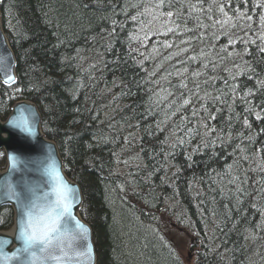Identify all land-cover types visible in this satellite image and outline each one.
Returning <instances> with one entry per match:
<instances>
[{
  "label": "trees",
  "instance_id": "16d2710c",
  "mask_svg": "<svg viewBox=\"0 0 264 264\" xmlns=\"http://www.w3.org/2000/svg\"><path fill=\"white\" fill-rule=\"evenodd\" d=\"M140 1L2 0L1 12L9 11L12 20L11 30L3 28L17 75L5 92L10 101L37 106L43 132L81 189L80 215L91 228L97 264H183L168 241L171 227L199 238L196 264H264V40L256 42L253 56L240 40L243 31L264 28V0H200L206 13L222 17L218 37L227 38L212 37L206 54L223 57L228 33L234 35L242 83L199 67L183 75L157 64L143 67L118 46H100L104 63L83 56L88 36L116 37L119 19H135L130 12ZM164 1L174 8L166 20L159 17L162 24L202 32L207 21L200 14L196 23L195 10L187 16L172 0ZM141 22L137 16V28L148 30ZM143 76L164 79L165 87L153 90ZM168 89L179 97V107L166 102ZM213 98L215 109L206 103ZM183 119L191 126L174 127ZM133 170L149 177H130ZM159 180L176 196L165 200ZM138 188L148 191L134 193ZM161 204L168 206L166 215L156 212ZM10 223L6 215L0 229Z\"/></svg>",
  "mask_w": 264,
  "mask_h": 264
},
{
  "label": "bare ground",
  "instance_id": "6f19581e",
  "mask_svg": "<svg viewBox=\"0 0 264 264\" xmlns=\"http://www.w3.org/2000/svg\"><path fill=\"white\" fill-rule=\"evenodd\" d=\"M133 1L136 2L139 0H133ZM172 1H173V4L180 7L182 11L186 13L188 12L187 16H189L191 12L195 10L198 13V15L194 17V20L196 23H199V19H200L199 14L201 15L202 19L207 21L206 26L204 27L202 32L196 33L192 30L183 29L175 25L169 26V24H162L160 22L159 17L163 16L166 20V15L171 14L174 7L172 5L167 4L164 0H144V1H140V5L139 4L137 5V3H134L135 4L134 10L129 8V12L131 9L133 12H130V14L135 12L137 16H142L143 22H141L139 25H141L142 27H145L146 29L149 28L148 30H142V29L137 28V26L135 25L137 16L135 17V19L132 17L127 18L126 16H123L119 19V21L121 22L123 21V22L120 25L121 30L118 32L116 37L110 38V37L100 36L99 38H97L93 36H88L87 42L83 45L84 47V49L82 50L83 56L90 58V60L93 62L104 63L105 56L103 54V56L100 57V52L102 51L101 49H99L100 46L103 49H111V48H114L115 46H118V48L125 49L127 54L132 59H134L137 63H139L140 66H143V67L154 66L157 64L160 68H163V67L168 68L169 72H173L177 75L186 74L188 70H191L190 68L195 69L199 67L200 69H204L206 73L211 76L227 77L232 74L235 77L234 82L242 83V78H241L242 63L238 58H236L237 53L235 51L237 50V47H238V41H236V38L234 37V35L232 36L228 33V40L230 43L229 49H228L229 51L226 52V54L223 55V57L218 59L216 57L206 54L209 48L212 47L213 45L212 37L217 42L220 39L226 38V36L222 33H221L222 37L220 39L218 37V31L221 26V25L219 26V24L222 21V17L216 18L214 14L206 13L203 6L200 4V0H172ZM228 1L234 2L232 0H224V2H228ZM152 2L159 3L161 5V8L159 10L155 9L152 5ZM1 3H2V0L0 1V8H1ZM1 15H5V22L3 23H6L7 31L9 29L11 30L10 22H12V20H11L9 11L4 12V14L0 11V16ZM197 17H199V19ZM115 24L116 22L113 23V25ZM1 27L4 32L3 26ZM215 28L217 31H215ZM112 30L113 28H111L109 32H112ZM240 40L242 41V44H243L242 49L246 53L253 56L254 54L258 52L256 42L261 43L262 40H264V28L255 27V28H252L251 31H243L241 34ZM99 43L100 45L97 46ZM107 55H109V53ZM143 72L146 74V71H143ZM15 74H16V68H15ZM143 77L144 79H147L149 81L153 90L154 88H157L163 83H164L163 88L165 87L164 79H160V78L153 77V76H143ZM185 77L186 79H190V81H192V79L190 78V75H186ZM16 80H17V75H16ZM5 91H6L5 85L0 81V93H2L3 95L2 99H7L10 101ZM194 91H195V88H191L186 93V96H192ZM23 100H26V99H23ZM165 100L170 105L178 103V107H179V105L181 104V102H179V97L175 95L174 91H172L171 89L167 90V96ZM235 100L238 101L241 99L239 97V98H235ZM206 103L208 107L214 108V109L216 108L215 105L219 104L216 98H213L207 101ZM8 105H9L8 109L5 112L0 111V118L5 119L7 115L9 114L11 104L8 103ZM194 107H197L198 109H200L202 106H197L195 104ZM0 109H1V106H0ZM153 122L157 123V121L155 120ZM177 123H180L179 125H182L185 128L191 126L188 120H185V119L176 121V123L174 122L173 123L175 124L174 127H178ZM49 140H52V139H49ZM52 141L55 143L54 140ZM55 145L57 146L56 143ZM209 150L210 149H208L207 151ZM58 152H59V149H58ZM211 155L214 156L213 153H211ZM13 169L14 168L10 164H7L6 159H2L0 157V196H2L1 195L2 193L4 194L5 183L6 182L10 183L11 179L18 178L17 180H19V178L22 177L21 178L22 181H28L26 177H23V172H20L18 174V172L14 171ZM62 172L65 175V177H67L68 179H72L67 173L64 166L62 168ZM131 175H134L139 180H144L145 178L149 177L147 173L142 172V171H137V170H133L132 174H130V177ZM159 181L164 187V193L166 195L165 200L170 199V197L168 196H176L174 191L172 190L171 192L170 188H168L167 184L163 180H159ZM34 182L35 181L33 179L28 181L29 189H34V187L31 186ZM181 185H182L181 189L178 190L179 194H183L185 192V187H183L184 185L183 184ZM188 186L193 187V184L189 183ZM142 188L144 190V183L142 185ZM143 190L140 192L138 188L134 193H142L143 195V193L146 190L148 191V188H145V191ZM156 195H157V198L160 199V197L158 196L160 195V193H157ZM126 200H128L130 204L136 203V198L134 201L131 196L130 197L126 196ZM82 202H83V197H82ZM82 202H81V206H82ZM133 206L136 207V205H133ZM137 207L145 209V207H143V202L137 203ZM147 209H150V204H147ZM165 209H168L167 204H161L156 209V212L160 210H164L165 215H166ZM80 210H81V207H80ZM6 215H8V220L9 219L11 220V223L8 226L10 227L12 224V220H13V211H12L11 206L8 203H4L0 205V222L3 220L4 222H6ZM143 221L144 223L149 224L148 220H143ZM5 226H6V223H5ZM143 226L146 227L145 224H143ZM190 235L193 236V242L198 243L199 238L196 237L192 233H190ZM168 241H170L171 244L176 246L177 248V245L171 238H168ZM189 242L191 243L189 247L194 245L192 240H189ZM95 254H96V251H95ZM4 258H2L1 260L4 261ZM25 264H28V263L25 262ZM96 264H97V260H96Z\"/></svg>",
  "mask_w": 264,
  "mask_h": 264
},
{
  "label": "water",
  "instance_id": "95a60500",
  "mask_svg": "<svg viewBox=\"0 0 264 264\" xmlns=\"http://www.w3.org/2000/svg\"><path fill=\"white\" fill-rule=\"evenodd\" d=\"M0 56L6 58L5 66L0 68V81L5 86H10L16 82V60L2 30L1 20ZM9 75L14 79L6 84L4 81ZM21 106L30 108L36 113L35 129L27 133L13 123L14 119L19 115L18 108ZM0 148H2L5 153L7 164H10L14 168V171H17L18 174L23 172V177H26L28 181L32 179L35 181L31 185L34 189H29L28 181H22V177H20L19 180H17L18 178L10 180V184L14 185L16 191L20 194V200L8 198L3 193L1 194L2 196H0V205L8 203L13 211L11 226L8 229L0 230V250H3V252L7 254V258L0 256V264H25V262L28 264H96V254L91 228L80 217L82 202L80 187L76 182L72 179H68L63 174L62 168L64 164L57 146L52 140H49L41 130V115L33 102L23 99L14 101L11 104L7 117L3 120L0 118ZM50 156H54L64 180L73 186L78 193V198L73 201L68 215L61 220V235L67 241L68 246L66 251L68 255L60 261L43 258L32 259L29 254L19 251L24 247V241L18 238L19 205L21 200H23L25 196H29L43 203L45 196H47L48 199L53 198L51 196L52 180L48 174ZM77 223L82 225L83 229H86V231L78 229L76 227ZM81 232L83 234L82 241L78 239V234ZM55 254L59 255L60 253L56 252ZM37 256H41L38 251ZM2 258H4V261L1 260Z\"/></svg>",
  "mask_w": 264,
  "mask_h": 264
},
{
  "label": "snow or ice",
  "instance_id": "6c2138e0",
  "mask_svg": "<svg viewBox=\"0 0 264 264\" xmlns=\"http://www.w3.org/2000/svg\"><path fill=\"white\" fill-rule=\"evenodd\" d=\"M5 64L6 58L0 56V68H3ZM13 79L9 75L4 82L7 84ZM18 112L19 115L13 123L26 133L34 130L35 111L21 106L18 108ZM48 174L52 180L51 196L53 198L48 199L45 196L44 202L40 203L37 199L25 196L20 202L18 238L24 241V247L19 251L29 254L32 259L43 258L60 261L68 255L67 241L61 235V220L68 215L73 201L78 198V193L64 180L54 156L49 157ZM4 195L20 200V194L16 191L15 186L7 182L4 185ZM76 227L86 231L78 223ZM78 239L83 240L82 232L78 234ZM37 251L41 256H37ZM56 252L60 254L57 255ZM0 256L7 258V254L3 250H0Z\"/></svg>",
  "mask_w": 264,
  "mask_h": 264
},
{
  "label": "rangeland",
  "instance_id": "374dc122",
  "mask_svg": "<svg viewBox=\"0 0 264 264\" xmlns=\"http://www.w3.org/2000/svg\"><path fill=\"white\" fill-rule=\"evenodd\" d=\"M0 11H1V9H0ZM1 26L4 27V26H6V24L5 23L3 24L1 22ZM1 154H3V153H1ZM1 154H0V156H1ZM171 228H172V230H171ZM171 228L169 231H167L166 234H167L168 238H171L175 242V244L177 245V248H176V246H174V245L173 246L175 247L179 257L181 258V260L183 262V264H196L195 262H196V252H197V248H198V243L193 242V236L190 235V232H188L186 229L184 230V228H181V227H171ZM189 240H192V242L194 244L191 247H189L191 245Z\"/></svg>",
  "mask_w": 264,
  "mask_h": 264
},
{
  "label": "flooded vegetation",
  "instance_id": "af4514ba",
  "mask_svg": "<svg viewBox=\"0 0 264 264\" xmlns=\"http://www.w3.org/2000/svg\"><path fill=\"white\" fill-rule=\"evenodd\" d=\"M5 90L9 91V89L5 88ZM8 103L9 101L7 99H0V105H1V112H5L8 109Z\"/></svg>",
  "mask_w": 264,
  "mask_h": 264
}]
</instances>
